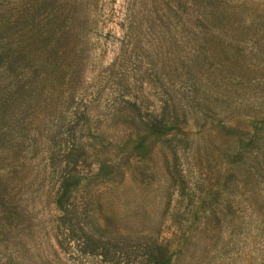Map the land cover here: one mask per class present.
Segmentation results:
<instances>
[{"label":"rangeland","instance_id":"1","mask_svg":"<svg viewBox=\"0 0 264 264\" xmlns=\"http://www.w3.org/2000/svg\"><path fill=\"white\" fill-rule=\"evenodd\" d=\"M152 245L264 264V0H0V264Z\"/></svg>","mask_w":264,"mask_h":264},{"label":"trees","instance_id":"2","mask_svg":"<svg viewBox=\"0 0 264 264\" xmlns=\"http://www.w3.org/2000/svg\"><path fill=\"white\" fill-rule=\"evenodd\" d=\"M213 17V15H212ZM221 18H219L217 16V20L216 21H220ZM55 26L51 27V31L49 33H52L55 35L56 32L57 33V38H59V40H62V34L60 33L61 29H60V23L61 20H59L57 17H55ZM44 27V24H40L39 27L37 28V30H42ZM31 30V29H30ZM41 37V36H40ZM44 38H53L51 37L49 34H47ZM48 42L49 40H42V42ZM53 41V40H51ZM56 41V40H54ZM58 41V40H57ZM150 124V123H148ZM151 125V129H155L156 127H158V125L160 124H150ZM109 246L110 244L108 242H106L104 244V246H100V244H98V242L94 239H92L91 237L86 238L85 240L81 243V247L83 249V251H89V253H95L97 251H99V253H101V255H103V257L105 259H110L109 258ZM145 253L147 255L148 258V264H163L165 262V257H166V253H165V249H163L162 247L158 246V245H152L150 247H147L145 250Z\"/></svg>","mask_w":264,"mask_h":264}]
</instances>
